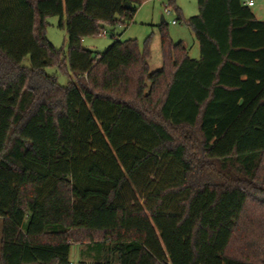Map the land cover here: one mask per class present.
I'll use <instances>...</instances> for the list:
<instances>
[{"label":"trees","instance_id":"16d2710c","mask_svg":"<svg viewBox=\"0 0 264 264\" xmlns=\"http://www.w3.org/2000/svg\"><path fill=\"white\" fill-rule=\"evenodd\" d=\"M145 1L0 0V264H264V21L198 0L200 58L164 19L155 71L135 38L84 47Z\"/></svg>","mask_w":264,"mask_h":264},{"label":"rangeland","instance_id":"374dc122","mask_svg":"<svg viewBox=\"0 0 264 264\" xmlns=\"http://www.w3.org/2000/svg\"><path fill=\"white\" fill-rule=\"evenodd\" d=\"M255 7H251L252 11H264V0H254ZM170 9L171 15H166L165 10ZM199 13L198 0H146L139 8L135 15L134 22L117 26L115 28L107 27V35L88 36L84 39L83 45L97 53H102L114 42V36L122 40L137 39L140 49L143 50L148 43L150 50L149 64L152 71L162 67V51H161V31L160 24L162 16L167 23V30L170 38L174 42L183 41L189 48L190 56L193 58L200 57V45L187 23V19ZM179 15L182 18L179 19ZM176 19L177 23H173ZM47 37L50 42L58 48L68 49V33L65 28L59 27L60 17L51 16L47 18ZM25 66H30L31 61L28 57L24 61ZM46 71L50 75H57L60 84L66 85L69 81L66 71L61 70L58 66L47 67ZM146 192L143 189H133L126 187L123 192V202L133 207L136 198H143ZM179 198H174L175 203ZM143 201V199H142ZM144 202V201H143ZM174 206V205H173ZM171 206V208L173 207ZM0 247H1V224H0ZM87 245L72 244L71 263L72 264H90L96 261L98 254H95Z\"/></svg>","mask_w":264,"mask_h":264},{"label":"crops","instance_id":"0c3cea01","mask_svg":"<svg viewBox=\"0 0 264 264\" xmlns=\"http://www.w3.org/2000/svg\"><path fill=\"white\" fill-rule=\"evenodd\" d=\"M245 2L246 1H253V5L252 6H250V7H255L256 6V3L254 2V0H244ZM254 13H255V15H256V17L259 19V20H262V21H264V11L263 10H260V11H253ZM200 55H201V53H200ZM200 58V57H199ZM0 224H2V220L0 219Z\"/></svg>","mask_w":264,"mask_h":264},{"label":"built area","instance_id":"2783aa9c","mask_svg":"<svg viewBox=\"0 0 264 264\" xmlns=\"http://www.w3.org/2000/svg\"><path fill=\"white\" fill-rule=\"evenodd\" d=\"M245 4L248 5V6H252L254 3H253V1H246ZM165 13H166V15H171V14H172V11H171L170 9L167 8V9L165 10ZM173 23H177V20L174 19V20H173ZM101 35H104V36L107 35V31L104 30V31L101 33Z\"/></svg>","mask_w":264,"mask_h":264},{"label":"water","instance_id":"95a60500","mask_svg":"<svg viewBox=\"0 0 264 264\" xmlns=\"http://www.w3.org/2000/svg\"><path fill=\"white\" fill-rule=\"evenodd\" d=\"M126 6H127L128 8H130V7H131V4L127 2ZM164 19H165L164 16H162V21H163Z\"/></svg>","mask_w":264,"mask_h":264}]
</instances>
